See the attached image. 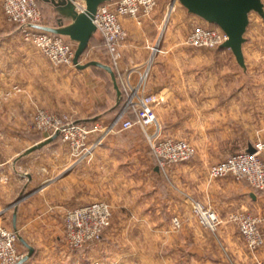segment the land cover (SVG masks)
Segmentation results:
<instances>
[{
    "label": "crops",
    "instance_id": "1",
    "mask_svg": "<svg viewBox=\"0 0 264 264\" xmlns=\"http://www.w3.org/2000/svg\"><path fill=\"white\" fill-rule=\"evenodd\" d=\"M2 1L0 210H4L3 223L9 227L5 223L9 219L10 227L17 226L20 236L34 248L22 264H93V257L102 264H253L256 257L264 260V243L252 251L236 224L228 219L233 210L249 209L263 217L264 233V190H255L231 175L207 177V164L246 150L249 144L254 146L257 138H263V134H257L264 123V86H170L168 77L174 74L177 81L183 76L185 53L174 45L168 47V53L152 66L148 83L153 85L146 88L154 95L153 107L162 134L188 139L195 156L175 166L173 189L163 181L165 193L139 194L134 176L124 174L131 169L125 162L130 154L134 157L145 153H141L136 141H122L125 137L135 138L133 129L139 126L128 131L105 129L119 112V108L112 109L116 97L113 86L104 83L100 72L88 71V67H76L74 71L68 65L50 64L39 51L9 32ZM169 1L159 0L141 23L123 18L128 36L121 47L122 77L129 73L132 82L137 80L150 44L149 39L142 40V33L158 26ZM43 5L46 22H55L47 4ZM174 11L172 17L177 23L207 22L180 3L172 15ZM250 27L251 15L243 45L245 73L257 57L260 40L259 23L252 27L258 34L249 35ZM94 45L102 46L101 38H92L88 48ZM216 49L212 52L219 61L239 65L231 49ZM213 73L217 74L216 67ZM37 106L71 113L75 120L87 123L92 129L90 140H101L92 156L77 160L59 135L50 139L47 132L33 128L32 115ZM40 143L43 144L30 149ZM142 167L148 168L144 164ZM152 168L160 173L156 163ZM194 197L207 202L222 217L217 232L197 224L189 202ZM104 198L124 204L128 211H115L103 239L76 249L78 257L72 259L61 240L65 210ZM155 201L160 211L153 210L151 204ZM138 204L144 208L138 210ZM175 216L183 223L179 229L171 223ZM20 243L28 252L24 242Z\"/></svg>",
    "mask_w": 264,
    "mask_h": 264
},
{
    "label": "built area",
    "instance_id": "2",
    "mask_svg": "<svg viewBox=\"0 0 264 264\" xmlns=\"http://www.w3.org/2000/svg\"><path fill=\"white\" fill-rule=\"evenodd\" d=\"M158 2L159 0H110L98 6L93 20L100 31L102 45L110 54L115 67L119 65L122 57L121 47L128 36L123 18L141 23L143 17L152 14ZM76 4L79 9H84L82 3ZM176 4L177 1H169V13ZM3 10L6 18L21 28L25 40L36 46L54 65L75 66L74 42L60 34L24 25L43 23L44 11L39 0H4ZM226 37L218 25L206 22L194 27L187 35L186 41L194 47L216 48ZM148 47L152 49V54L139 70L135 82L131 81L129 73L122 77L118 70L123 98L119 112L108 128L113 130L118 127L120 130H127L135 126L141 127L159 170L168 174L175 165L193 158L195 148L188 139L167 137L160 130L153 107L154 95L146 88L153 63L151 58H154L160 49L159 44H148ZM32 122L37 129L47 132L50 136L58 132L77 160L91 157L101 142L100 139L90 140L92 129L85 122L42 107H37L34 111ZM151 126L154 128L150 129ZM254 147L256 149L254 152L243 150L212 164L208 169L209 179L231 175L238 181L247 182L255 190H264V160L260 156L263 144L257 142ZM189 202L197 222L205 229L217 232L223 221L218 211L198 198H191ZM3 214L4 210H0V264H15L24 256L17 246L19 229L7 227L2 221ZM111 219V206L106 200H96L67 208L63 222L69 245L77 248L100 241ZM228 219L236 224L249 249L256 251L262 245L263 217L260 214L248 209L233 210L228 214ZM173 223L180 227L182 221L175 216ZM93 264L100 262L95 261ZM254 264H264V260L256 258Z\"/></svg>",
    "mask_w": 264,
    "mask_h": 264
},
{
    "label": "rangeland",
    "instance_id": "3",
    "mask_svg": "<svg viewBox=\"0 0 264 264\" xmlns=\"http://www.w3.org/2000/svg\"><path fill=\"white\" fill-rule=\"evenodd\" d=\"M3 2H4V0L2 1V5H3ZM263 2H264V0H263ZM40 4H41V6H44L43 4H45V3L40 1ZM175 14H176L175 11L173 12V15H172V12L169 13V11L166 10L164 16L162 17V19L158 23V26L156 25L155 27H152V28L150 27L149 29L146 28L145 32L142 33L143 34V39H142L143 41H145V39L147 38L150 40L151 45L159 44L160 50L155 54V56L153 58L152 66L154 64H156V60L159 59L160 56H163L166 53H168V51L166 49L168 47H171V45H174L175 47H177L178 51L185 53L184 60L182 62L183 65L181 64V66H183V68H184L183 69V76H180V79H178L177 81L173 79L174 74L172 75L173 77L172 76L168 77L169 79H167V81H168V83L171 82L170 86H240L241 84L243 86L244 85L245 86H264V19L257 12L253 11L250 13V15H251V27L249 28L248 33L251 36L253 34H258V33L254 32L252 27H255V25L257 23H259V25H260L259 34L260 35L258 37L260 38V40H259V45H257V50H258V53H256L257 57H255V59H254L255 61L251 62V64H250L251 67L249 68L248 73H245L243 68L241 66L237 65L236 63H234V65H231V63H229L228 61H224V62L219 61V59L217 57H215V55L212 52V51L217 50L216 48H218V47L208 48V47H194V46L189 45L186 41L187 35L198 24L185 23V22H183L184 20L177 23L176 21H174V19L172 17ZM5 19L8 22L9 32L19 36L20 39L24 43L30 45V47L39 51L40 54L53 66H55V67L64 66V65H59V66L54 65L49 60V58H47L36 46H34L31 42L25 40L24 34H23L21 28L18 26V24H15V23H12L11 21H9L6 18V16H5ZM42 21L45 24L48 23V22H46L47 20H45V16H44V19ZM93 40H95V39H93ZM174 42H175V44H174ZM147 50H148V55H147V59H148L152 54V49L148 48ZM195 56H197V59H195ZM93 59L99 60L101 62L112 65L118 74L119 65H118V67H115L113 65V62L111 60V56H110V54H108V52L106 51V49L103 45L100 47L95 46V45H94V47H89L86 50V52L83 54L81 61L83 63H85V62H88L89 60H93ZM169 62H171V61H169ZM173 64L175 65V62H173ZM68 66L72 70L76 71V66H71V65H68ZM214 67L217 68V74L213 73ZM88 68H89V69H87L88 71L90 70L91 72H100V74H102L105 77L104 83H107L108 86H113L111 76L107 71H105L104 69H101L97 66H90ZM250 70H251V72H250ZM151 71H152V67L150 70V74H151ZM163 76H162L163 79L160 78L162 81L165 80L164 79L165 75L163 74ZM149 78H150V75H149ZM118 81L120 84L121 79H120L119 75H118ZM148 82H147V86L153 85V83H151V85H150V83H148ZM73 86H76V85H74V83H73ZM37 107H39V106H37ZM37 107L35 108V110L37 109ZM49 111H51V110H49ZM53 112L60 113V114H66L69 116V118L75 119L74 115H72L71 113L69 114V113L64 112V111H53ZM32 127L35 128L36 130H39L34 126L33 122H32ZM152 127L153 126H151L150 129H152ZM105 129L108 130L109 128H105ZM114 130H120V129L118 127H115ZM39 131H41V130H39ZM120 131H128V130H120ZM133 131H135V134L133 136L135 138H126L125 137V139H123L122 141H125V142L136 141L137 145L141 148L140 149L141 153L144 152L145 154L144 155H142V154L137 155L136 154V155H134V157L130 154V156H128L129 158L127 159V162H125V163H129V166L131 167V169H129V172H127V173L124 172V174H126V176L130 175L129 176L130 178L134 176L135 182H136L137 193H139V194H145L146 193L147 194V192L148 193L151 192L152 194L159 196L161 193H165L167 190V187H165V185H163L164 184L163 181L166 182L169 185V187H171V185L173 183V179H174L173 173H174L176 165L168 174H164L160 170H159V172L161 174L155 173L152 166L154 165V163H156V159H155V157L151 151V148H150V145H149V142L147 140V137H146L144 130L141 127H138V128H134ZM258 131H259V133L257 135L263 134V138H257V140L255 138V140H256L255 143L260 142L263 144V149L261 150L260 156L264 160V123L261 124L260 129L258 128ZM211 157H215V156H211ZM226 157H228V156H224L221 160H223ZM142 159H143V161H141ZM192 159H194V157L191 158L190 160H192ZM216 162H218V161L210 162L209 164H207V168ZM143 164L146 167L148 166V168L142 167ZM148 164H150V165H148ZM124 174L122 175V177L124 176ZM207 177L209 178L208 169H207ZM149 180L151 181V183L147 182ZM171 188L173 189V187H171ZM104 200L109 202V204L111 206V210H112V215L114 214L115 211L127 210V208L124 204L113 203L108 198H104ZM200 200H202V199H200ZM138 205L140 207V208H138V210H141L142 208H144L143 204H138ZM151 205H152L153 210L156 208L158 211H160V205L157 204L156 201H155V203H153ZM2 221H3V219H2ZM154 221L158 222L159 220L158 221L154 220ZM5 223L10 227V220L9 219H7V221ZM111 223H112V219H111ZM111 223H110V225H111ZM171 223H172V226L176 229L181 228L183 225V223H181L180 227H176L173 223V219L171 220ZM197 224H199V223L197 222ZM11 228H13V227H11ZM62 229H63V233H62L63 237L61 240H63L64 248H65V249L64 248L63 249L66 250V253L71 252L72 254L70 257L72 259L76 260L78 257L76 255V253H77L76 249H78L80 247L75 248V247H71L69 245L68 240L65 236L64 222H63ZM261 229H262V225H261ZM20 234L21 233H20V229H19V235ZM262 234H263V243H264L263 231H262ZM152 237L156 238L155 235H152ZM100 241H98V242H100ZM95 243H97V242H95ZM17 246H18L19 251L22 252L24 255L27 253V249L22 246L19 238L17 241ZM256 258L261 259L260 257H256ZM95 261H99L100 264H102V261L99 258L93 257V263Z\"/></svg>",
    "mask_w": 264,
    "mask_h": 264
},
{
    "label": "water",
    "instance_id": "4",
    "mask_svg": "<svg viewBox=\"0 0 264 264\" xmlns=\"http://www.w3.org/2000/svg\"><path fill=\"white\" fill-rule=\"evenodd\" d=\"M45 2L52 13L55 22L51 23H26L25 26L39 28L64 36L76 44L73 58L75 66L84 69L89 66H97L107 71L112 80L116 93L115 104L112 107L120 108L123 98L122 90L118 81V74L115 68L99 60H89L83 63L81 58L88 49L92 38H101L100 31L93 18L98 6L110 0H40ZM180 3L189 13L195 14L209 23L218 25L226 34V39L220 44V48H229L233 52L237 63L247 69L243 45L247 41L245 36L249 22L250 13L255 11L264 19L263 0H172ZM77 2L84 5L79 9ZM102 40V38H101ZM58 132L50 139L58 136ZM49 141V140H48ZM43 143L36 144L30 149H35ZM249 152L256 151L252 144L246 149ZM158 169V167H157ZM21 199L18 198L17 201ZM16 204V203H15ZM16 218V213L14 214ZM17 229V226L14 227ZM19 239L28 247V252L15 264H22L34 252V248L27 243L20 235Z\"/></svg>",
    "mask_w": 264,
    "mask_h": 264
},
{
    "label": "bare ground",
    "instance_id": "5",
    "mask_svg": "<svg viewBox=\"0 0 264 264\" xmlns=\"http://www.w3.org/2000/svg\"><path fill=\"white\" fill-rule=\"evenodd\" d=\"M153 60V58H151V61Z\"/></svg>",
    "mask_w": 264,
    "mask_h": 264
}]
</instances>
